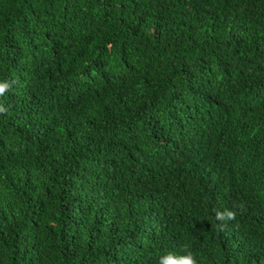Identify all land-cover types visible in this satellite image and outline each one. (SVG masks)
<instances>
[{"label":"trees","instance_id":"16d2710c","mask_svg":"<svg viewBox=\"0 0 264 264\" xmlns=\"http://www.w3.org/2000/svg\"><path fill=\"white\" fill-rule=\"evenodd\" d=\"M0 85V264H264V0H0Z\"/></svg>","mask_w":264,"mask_h":264},{"label":"clouds","instance_id":"9594fccd","mask_svg":"<svg viewBox=\"0 0 264 264\" xmlns=\"http://www.w3.org/2000/svg\"><path fill=\"white\" fill-rule=\"evenodd\" d=\"M6 90V86L0 85V95L4 93ZM234 218V217H233ZM169 264H193L192 259L190 256H172L171 254L165 258Z\"/></svg>","mask_w":264,"mask_h":264}]
</instances>
